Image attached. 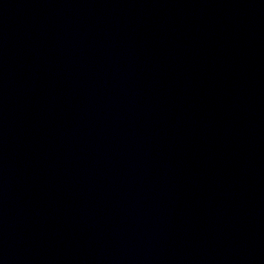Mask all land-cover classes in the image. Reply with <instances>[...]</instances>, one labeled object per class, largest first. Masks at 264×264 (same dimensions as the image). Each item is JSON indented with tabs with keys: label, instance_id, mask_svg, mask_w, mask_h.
I'll return each mask as SVG.
<instances>
[{
	"label": "water",
	"instance_id": "95a60500",
	"mask_svg": "<svg viewBox=\"0 0 264 264\" xmlns=\"http://www.w3.org/2000/svg\"><path fill=\"white\" fill-rule=\"evenodd\" d=\"M0 264H264V0H0Z\"/></svg>",
	"mask_w": 264,
	"mask_h": 264
}]
</instances>
